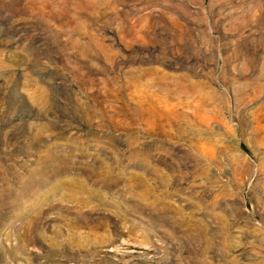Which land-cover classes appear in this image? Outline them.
I'll use <instances>...</instances> for the list:
<instances>
[{
    "label": "rangeland",
    "instance_id": "rangeland-1",
    "mask_svg": "<svg viewBox=\"0 0 264 264\" xmlns=\"http://www.w3.org/2000/svg\"><path fill=\"white\" fill-rule=\"evenodd\" d=\"M0 264H264V0H0Z\"/></svg>",
    "mask_w": 264,
    "mask_h": 264
}]
</instances>
